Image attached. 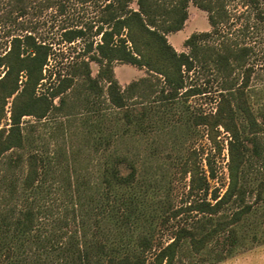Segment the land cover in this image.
Masks as SVG:
<instances>
[{
  "label": "trees",
  "instance_id": "1",
  "mask_svg": "<svg viewBox=\"0 0 264 264\" xmlns=\"http://www.w3.org/2000/svg\"><path fill=\"white\" fill-rule=\"evenodd\" d=\"M93 1L47 0L45 5L63 14ZM190 2L207 12L211 30L192 33L184 41L188 50L178 52L167 34L183 28ZM245 2L256 9L257 22H264L262 1ZM9 3L7 17L0 19L15 27L5 32L9 43L0 53L4 68L0 120L7 98L13 96L9 126L0 127V264H216L247 242L264 243V87L251 86L255 72L248 62L251 46L230 44L223 34L230 21L226 0H137L136 8L132 0H106L88 27L65 24L61 33L63 41L72 43L90 30L91 40L83 51L93 52L90 58L99 64L97 75L92 76L81 60L41 92L52 45L36 34L35 25L18 19L27 10L25 0ZM114 62L145 68L161 83L160 89L146 77L122 88L114 77ZM196 69L218 83L215 106L209 112L181 114L187 123L205 127L216 153L221 151L220 128L228 134V180L223 190L211 188L210 179L218 178L214 155L204 158L205 169L192 156L194 150L180 154L174 164L181 178L189 179L177 207L170 192L175 173L138 176L126 153L105 151L119 134L117 124L119 137L129 131L147 132L146 118L157 115L165 121L171 99L206 95V86L188 84ZM77 76L89 90L85 101L91 110L104 94L119 111L99 112L86 137L92 138L94 152L106 153L96 173L88 165L92 157L77 156L84 143L75 150L70 144L68 154L63 134L62 140L55 137L53 145L45 144L43 150L34 136L23 132V116L46 121L60 112ZM100 80L106 87L99 85ZM138 98L142 104L151 99L158 105H145L136 112L133 105ZM186 130L190 131L189 125ZM49 136L52 139V126ZM122 164L130 170L123 171ZM184 214L183 221H177ZM161 227L170 231L166 243L156 238ZM150 250L152 260L147 258Z\"/></svg>",
  "mask_w": 264,
  "mask_h": 264
},
{
  "label": "rangeland",
  "instance_id": "2",
  "mask_svg": "<svg viewBox=\"0 0 264 264\" xmlns=\"http://www.w3.org/2000/svg\"><path fill=\"white\" fill-rule=\"evenodd\" d=\"M10 0H0V19L7 17L8 10L10 9ZM137 0H132L131 6L136 8ZM264 4V0H260ZM26 8L25 14L18 19L24 24H32L36 26L35 32L46 42L52 45V53L49 56L48 65L46 66L45 74L46 79L43 80V85L39 88L38 92L47 89L51 80L55 82L56 75L68 74L73 71L76 64L82 60L86 61L92 76H96L99 64L92 60L90 56L92 53H84L86 42L91 40V32L89 29L86 31L84 39L75 40L72 43L63 41L61 38L62 27L65 24L73 25L80 24L88 27L93 19H95L101 12L100 6L106 0H94L88 5H77L70 7L65 13H56L54 7H47L45 4L47 0H25ZM226 8L230 12V21L224 28V36L230 44H240L251 46L252 51L249 56L248 62L254 65L255 72L251 81V86L263 88L264 87V22H257L255 16L256 9L252 4L246 3L245 0H226ZM72 19V20H71ZM79 20V21H78ZM1 21V20H0ZM87 23V24H86ZM248 27H245V26ZM14 24L8 20L0 22V53L5 51L8 47L9 38L5 36V32H13ZM211 30L208 21L207 12L198 8L191 2L188 5V18L185 21L183 28L174 33L167 34L168 42L178 51H187L188 48L184 46V41L192 33L203 32ZM97 38V37H96ZM96 41V39H94ZM4 68L0 67V76L3 75ZM114 77L117 79L122 88L127 87L131 82L139 81L141 78H148V81L156 85L159 90L161 83L154 76L150 75L145 68L136 65L114 62L113 63ZM236 75L240 74V70L235 71ZM191 79L188 78V84H197L206 86L208 93L206 95H194L184 97L179 95L175 99H171L167 104L166 114H164L165 121L159 120L157 115L146 118L149 130L133 131L126 133L123 137H119L122 132L116 125L115 119H111V126L113 130L118 131L115 138H111V145L105 152L115 151L119 153H126L130 159L133 160L138 176L151 175L154 173L173 172L171 183V196L174 206H180L183 195L187 190L185 184L188 182L186 179L181 178L180 170L174 164L179 158L180 154L189 155L192 150L195 154L197 161H200L201 166H205L204 158L207 155H214V164L217 172V179L211 180V188L216 186L225 188L227 183V168L228 161L227 141L228 134L220 128L218 136L221 151L216 153L212 142L207 137L206 129L203 126L195 125L190 120L188 123L184 120L181 114L187 112L193 115L200 112H209L214 109L215 97L217 95L218 83L213 79L209 73L196 69L193 74H190ZM21 80H25L24 75L20 76ZM82 78L76 77L75 86L68 90L65 95V102L60 112L56 111L50 115L46 121H37L32 116H23L22 126L23 132L29 136H34L38 141V145L44 150L45 144L52 146L54 138L62 140V136H66V147L70 144L74 149L78 147V143H84L85 147L79 151L77 155L79 158H90L89 168L92 173H96L99 159L106 154L103 151L94 152L92 146V138H86L90 135L92 125L96 123L99 112L116 113L119 112L114 106L110 105L104 98V94L98 96L97 100H101L95 110H91L90 104L85 101V95L89 90H86L82 85ZM100 86L106 87V84L100 80ZM13 96L7 98V103L4 107V115L0 120V127L7 128L10 123V110ZM139 101V102H138ZM133 108L136 112L141 111L142 107L156 106L157 102H152L151 99L140 103L138 98ZM54 104L59 105V98L53 100ZM72 108V109H71ZM62 126H60V125ZM190 126V131L186 127ZM52 126V139H50L49 132ZM152 126V127H151ZM164 129H163V128ZM156 128V129H154ZM161 129L165 130L162 131ZM93 131L92 134H94ZM124 138V139H123ZM123 139V140H122ZM87 140V144L85 143ZM67 153L70 154V149L66 148ZM123 171L128 172L130 168L121 165ZM140 175V176H141ZM182 216V217H181ZM194 217V216H193ZM193 217H189L190 219ZM184 215H179L177 221H183ZM176 222L175 224H177ZM181 223V222H180ZM170 231L161 227L157 232V241L166 243L170 238ZM153 250L147 254L148 260L153 258ZM216 264H264V243L263 244H250L241 249H236L234 253Z\"/></svg>",
  "mask_w": 264,
  "mask_h": 264
}]
</instances>
